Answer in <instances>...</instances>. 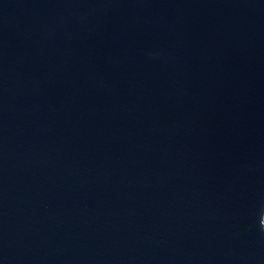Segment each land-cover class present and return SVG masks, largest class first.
Returning a JSON list of instances; mask_svg holds the SVG:
<instances>
[{
    "label": "water",
    "instance_id": "water-1",
    "mask_svg": "<svg viewBox=\"0 0 264 264\" xmlns=\"http://www.w3.org/2000/svg\"><path fill=\"white\" fill-rule=\"evenodd\" d=\"M0 264H264V0H0Z\"/></svg>",
    "mask_w": 264,
    "mask_h": 264
}]
</instances>
